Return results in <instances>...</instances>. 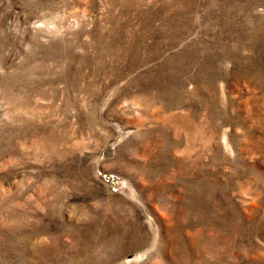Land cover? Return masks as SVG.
I'll return each mask as SVG.
<instances>
[{
  "label": "rangeland",
  "instance_id": "1",
  "mask_svg": "<svg viewBox=\"0 0 264 264\" xmlns=\"http://www.w3.org/2000/svg\"><path fill=\"white\" fill-rule=\"evenodd\" d=\"M0 264H264V0H0Z\"/></svg>",
  "mask_w": 264,
  "mask_h": 264
}]
</instances>
